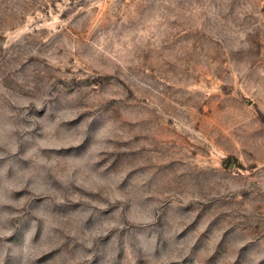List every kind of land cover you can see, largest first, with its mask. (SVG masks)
Segmentation results:
<instances>
[{
  "label": "rangeland",
  "instance_id": "1",
  "mask_svg": "<svg viewBox=\"0 0 264 264\" xmlns=\"http://www.w3.org/2000/svg\"><path fill=\"white\" fill-rule=\"evenodd\" d=\"M0 264H264V0H0Z\"/></svg>",
  "mask_w": 264,
  "mask_h": 264
}]
</instances>
